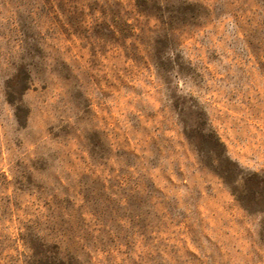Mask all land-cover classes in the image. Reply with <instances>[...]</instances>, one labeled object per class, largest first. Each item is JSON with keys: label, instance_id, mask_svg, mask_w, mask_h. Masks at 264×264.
Listing matches in <instances>:
<instances>
[{"label": "rangeland", "instance_id": "rangeland-1", "mask_svg": "<svg viewBox=\"0 0 264 264\" xmlns=\"http://www.w3.org/2000/svg\"><path fill=\"white\" fill-rule=\"evenodd\" d=\"M160 41L264 177V0H0V264H32L37 238L78 264H264V214L188 140Z\"/></svg>", "mask_w": 264, "mask_h": 264}, {"label": "trees", "instance_id": "trees-1", "mask_svg": "<svg viewBox=\"0 0 264 264\" xmlns=\"http://www.w3.org/2000/svg\"><path fill=\"white\" fill-rule=\"evenodd\" d=\"M141 4L143 0H138ZM160 41V50L157 51L159 65L165 70L167 85L172 90L171 98L175 108L179 111L186 136L193 143L203 157V162L213 168L217 175L229 186L233 195L240 204L250 213L264 214V177L257 173L247 174L240 171L237 163L227 156V151L214 132L206 129L207 121L202 111L192 102L187 101L188 96L180 93V85L174 82L176 69L182 68L172 55H165V47ZM167 59L168 62H166ZM29 77L15 78L11 81L10 102L16 108V116L20 123L24 119L22 95L28 86ZM14 86V87H13ZM190 100L193 97H189ZM31 247L34 251L32 264H78L75 259L64 258L58 248L51 247L41 240L33 239Z\"/></svg>", "mask_w": 264, "mask_h": 264}]
</instances>
